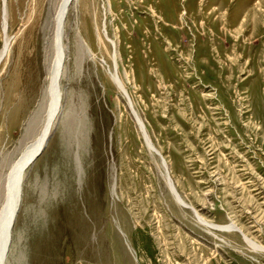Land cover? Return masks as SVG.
Instances as JSON below:
<instances>
[{"label": "rangeland", "instance_id": "374dc122", "mask_svg": "<svg viewBox=\"0 0 264 264\" xmlns=\"http://www.w3.org/2000/svg\"><path fill=\"white\" fill-rule=\"evenodd\" d=\"M60 1L0 0V205L45 122ZM63 41L5 264H264V0H77Z\"/></svg>", "mask_w": 264, "mask_h": 264}, {"label": "bare ground", "instance_id": "6f19581e", "mask_svg": "<svg viewBox=\"0 0 264 264\" xmlns=\"http://www.w3.org/2000/svg\"><path fill=\"white\" fill-rule=\"evenodd\" d=\"M77 0H61L55 11L54 28L49 41L51 50L48 56V75L47 86L43 93V104L40 111L44 110L46 115L42 131L38 138L33 142L22 155L13 163L10 167L8 174L6 175L4 185V201L0 205V264H5L7 261L8 251L11 245L12 228L15 222L16 213L19 205V196L21 189V181L23 179L27 164L33 163V159L43 151L45 148L50 133L53 129L55 119L58 116L60 110V80L64 71V62L66 60V47L64 46V20L68 13V8L71 3ZM7 41H5V46ZM48 43V42H47ZM112 44H115L112 42ZM1 57V55H0ZM114 80V79H113ZM39 109V108H38ZM138 122L140 120L136 117ZM146 141L148 142L147 138ZM32 160V161H31ZM29 165V164H28ZM21 173L23 175L21 176ZM167 176V175H166ZM165 178V175H164ZM166 180V179H165ZM166 183L169 190L176 202L183 208L189 207L184 201H182L177 193L173 190L168 177ZM196 220L200 225L208 229L225 230V231H238L233 225L227 227L212 226L206 223L202 218L196 214ZM253 251L264 252V248L256 245L252 242H246Z\"/></svg>", "mask_w": 264, "mask_h": 264}, {"label": "water", "instance_id": "95a60500", "mask_svg": "<svg viewBox=\"0 0 264 264\" xmlns=\"http://www.w3.org/2000/svg\"><path fill=\"white\" fill-rule=\"evenodd\" d=\"M37 157V156H36ZM36 157L33 159L35 161Z\"/></svg>", "mask_w": 264, "mask_h": 264}]
</instances>
